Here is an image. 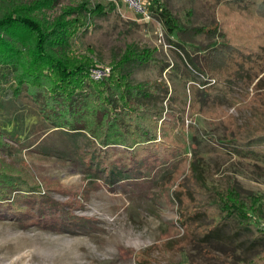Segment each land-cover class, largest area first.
<instances>
[{"label":"rangeland","instance_id":"rangeland-1","mask_svg":"<svg viewBox=\"0 0 264 264\" xmlns=\"http://www.w3.org/2000/svg\"><path fill=\"white\" fill-rule=\"evenodd\" d=\"M17 1L29 5L36 0ZM76 1L57 0L45 16L54 18ZM138 1L146 5V0ZM112 2L116 10L79 32L70 48L77 56L92 58L96 67L108 68L126 45L157 49L163 68L135 67L132 81L157 84L168 92L157 140L166 151L156 157L157 150H152L142 160L126 164L116 155L122 153L121 147L103 149L84 133L51 130L31 98L25 93L16 97L10 81L0 82V133L6 143L0 149V165L41 182L45 191L16 198L22 211L0 205V264H262L254 258L258 248L246 249L252 237H232L231 228L226 241L201 245L198 235H191L195 227L180 224L185 210L179 198L186 206L191 204L190 213L195 208L188 201L190 194L205 191L199 184L221 192L235 185L243 199L262 198L258 220L264 230V162L231 153L224 139L226 126L213 120L229 115L239 127L248 122L251 114L244 96L252 88L246 94L231 85L223 107L211 116L191 110L195 88H203L194 80L189 59L196 61L206 46L219 41L194 32L217 26L224 33L222 28L229 24L221 19V28L218 13L202 0H166L190 29L182 36L181 47H175L147 12L142 15L124 0ZM248 17L250 24L233 27L229 34L253 38L256 20ZM192 164L200 171L199 184L193 179Z\"/></svg>","mask_w":264,"mask_h":264},{"label":"trees","instance_id":"trees-1","mask_svg":"<svg viewBox=\"0 0 264 264\" xmlns=\"http://www.w3.org/2000/svg\"><path fill=\"white\" fill-rule=\"evenodd\" d=\"M12 1L13 4L0 2L1 83L10 81L16 97L25 93L31 98L51 130L84 133L103 149L121 147L122 153L116 155L126 164L142 160L152 150H157L156 157L160 150L161 154L166 151L158 147L157 140L160 123L165 122L163 105L168 92L157 84L132 81L135 67L163 68L157 49L126 45L112 60L109 73L95 81L91 70L97 67L92 58L77 56L70 48L79 32L89 30L96 19L116 10L112 0L95 4L77 0L75 5L62 7L54 18L45 13L54 8L57 0H36L29 5ZM165 1L146 0L143 7L159 22L171 44L181 47L182 36L189 34L190 29L180 23ZM202 2L212 13H218L220 27L222 19L229 28L221 27L224 33H219L217 26L200 27L194 32L218 37L219 41L200 50L196 61L189 59L194 80L203 88H195L191 110L200 116H211L223 107L231 85L246 94L251 87V94H243L244 105L251 114L248 122L239 127L229 115L213 120L226 126L224 139L231 153L264 162V0ZM248 15L256 20L253 38L230 35L233 27L238 29L252 22ZM4 146L5 137L0 133V149ZM191 173L199 184L198 167L192 164ZM198 187L205 191L190 194L188 201L195 205L193 212H188L191 204L186 206L179 198L185 210L181 226L195 227L191 235H198V242L208 246L226 241L227 230L235 229L232 237H252L246 249L258 248L254 258L264 264V230L258 220L263 212L262 198L250 195L243 199L235 185L228 186L225 192L200 184ZM44 193L41 182L0 165V205L22 211L15 204L16 198Z\"/></svg>","mask_w":264,"mask_h":264},{"label":"built area","instance_id":"built-area-1","mask_svg":"<svg viewBox=\"0 0 264 264\" xmlns=\"http://www.w3.org/2000/svg\"><path fill=\"white\" fill-rule=\"evenodd\" d=\"M125 3L129 4L131 7L136 8L138 11H141L144 15L146 12L144 10V5H141V3L138 0H124ZM110 69L108 67H97L93 68L91 70V77L95 81L102 80L108 73Z\"/></svg>","mask_w":264,"mask_h":264}]
</instances>
